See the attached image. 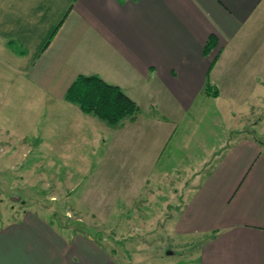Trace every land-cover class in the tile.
<instances>
[{
  "label": "crops",
  "instance_id": "0c3cea01",
  "mask_svg": "<svg viewBox=\"0 0 264 264\" xmlns=\"http://www.w3.org/2000/svg\"><path fill=\"white\" fill-rule=\"evenodd\" d=\"M13 23L1 39L17 59L6 56L15 74L39 87L48 102L65 103L66 111L73 105L66 90L79 74L120 86L140 108L144 98L167 112L170 102L188 110L207 95L209 74L219 86L211 98L220 103L230 141L209 151L218 154L213 167L188 170L182 202L170 218L172 233L198 243L187 264H264V0H18ZM211 34L218 42L205 55ZM80 111L60 136L62 146H84V155L103 129L116 139L114 130L139 124L123 120L111 128ZM166 121L157 116L140 124L165 125L156 133L155 157L174 132ZM0 124V144L16 145L15 132L29 136L14 122ZM52 126L49 137L56 133ZM49 212L32 204L0 216V264H118L96 237L61 227Z\"/></svg>",
  "mask_w": 264,
  "mask_h": 264
},
{
  "label": "rangeland",
  "instance_id": "374dc122",
  "mask_svg": "<svg viewBox=\"0 0 264 264\" xmlns=\"http://www.w3.org/2000/svg\"><path fill=\"white\" fill-rule=\"evenodd\" d=\"M17 3L0 0V122H14L29 136L22 139L14 131L16 145L0 144V216L10 218L14 209L32 204L45 206L61 227L96 237L118 264H187L198 243L191 237L174 236L170 218L182 202V188L190 179L188 170L213 167L218 154L209 151L222 150L230 141L220 103L214 96L201 94L188 110L170 102L168 106L177 110L174 113V107L167 112L140 98L139 124L114 130L116 139L103 129L93 152L92 146H86V155L84 146H62L60 135L67 132L64 125L76 122L81 109L72 103L66 111L65 103L48 102L39 87L26 86L15 74L6 56L16 57L1 38L14 26ZM215 87L219 92V86ZM14 88L20 95L7 98ZM32 91L35 95L31 97L21 95ZM157 116L174 127L158 159L156 147L161 138L156 133L158 128L165 130V125H140ZM52 124L56 133L49 137ZM127 137L134 140L126 142ZM229 138L236 139V133ZM111 140L119 147L112 144L111 149Z\"/></svg>",
  "mask_w": 264,
  "mask_h": 264
},
{
  "label": "trees",
  "instance_id": "16d2710c",
  "mask_svg": "<svg viewBox=\"0 0 264 264\" xmlns=\"http://www.w3.org/2000/svg\"><path fill=\"white\" fill-rule=\"evenodd\" d=\"M217 42L216 36L211 34L205 43L204 54L209 55ZM214 64L215 60L211 68ZM204 91L210 96L218 95L209 74ZM65 99L77 104L84 113L94 115L110 125H117L125 118L135 120L140 112L138 103L120 86L108 83L96 74H79L66 90Z\"/></svg>",
  "mask_w": 264,
  "mask_h": 264
}]
</instances>
